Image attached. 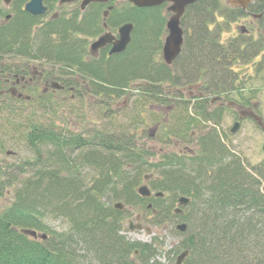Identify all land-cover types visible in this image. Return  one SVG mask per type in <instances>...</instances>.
Masks as SVG:
<instances>
[{
  "label": "trees",
  "instance_id": "1",
  "mask_svg": "<svg viewBox=\"0 0 264 264\" xmlns=\"http://www.w3.org/2000/svg\"><path fill=\"white\" fill-rule=\"evenodd\" d=\"M253 1L258 11H251L258 13L264 0ZM23 2H13L11 17L0 26V60L42 61L67 88L31 100L0 97V150L7 152L4 145L13 139L29 152L26 159H11L19 162L0 159V165L22 166L0 167V201L5 202L0 204V264H161L154 259L153 244L120 233L129 210L113 207L123 201L150 213L146 200L136 194L147 173H156L149 180L152 189L171 195L153 203L157 212L164 211L154 225L172 220L165 201L190 198L182 217L187 230L172 248L173 256L188 250L183 264H264V158L247 167L214 129L200 135L197 144L190 133L192 128L206 131L203 124L209 118L215 124L221 120L223 108L211 106V97L231 94L240 105L253 99L241 93L231 68L247 63L263 40L242 52L238 41L220 44L219 35H210L206 27L209 21L217 24L222 10L232 21L242 11L228 12L222 0L193 3L181 22L184 46L168 66L161 61L167 19L162 7L125 3L114 19L133 23L130 44L122 53L85 59L87 44L72 33L89 31L90 25L73 16L33 31L35 21L22 10ZM0 17H5L1 8ZM260 63L264 67V58ZM192 83H200L198 93L178 99L179 86ZM69 88L66 105L63 94ZM77 97L80 101L74 103ZM124 97L135 101L119 109ZM92 106L98 109L93 119L82 111ZM69 116L78 117L74 122H82L84 129L74 133L68 128ZM149 122L160 125L153 139L143 134ZM175 142L196 149L154 155L148 148ZM55 219L65 227H51Z\"/></svg>",
  "mask_w": 264,
  "mask_h": 264
},
{
  "label": "flooded vegetation",
  "instance_id": "2",
  "mask_svg": "<svg viewBox=\"0 0 264 264\" xmlns=\"http://www.w3.org/2000/svg\"><path fill=\"white\" fill-rule=\"evenodd\" d=\"M14 1L15 0H11L9 4H5L3 0H0V8L3 9V7H1V4H2L3 6H5L10 11V13H7V11L5 9H3L5 11V17L4 18L0 17V26L2 24H4L11 17V15L13 13V10H12L13 6L12 5H13ZM29 1H31V0H24L23 4H21V5H22V10L27 15L32 17L35 21V24L33 25V29H34L33 31L38 30L40 27L42 28V26L48 27L51 24H53L54 22H56L57 20H65V21L70 20L71 18H73V16L75 18H77L76 20L78 22H83L84 23L83 25H90L92 27L89 31H85V32L79 31V32H73L72 33L77 38L85 40V42H86L85 44H87V46H86L87 47V49H86L87 53L84 54V56H83L85 59H90L91 57L95 58V59H99L103 53L107 56L113 55V54H110L108 52H110V50L112 48V43H114L119 38L117 31L119 30L121 25L125 24V23H130V24H132V26L134 28V25L132 22L120 23L119 21H117V19H114V18H116L115 16L121 14V12H122L121 10L126 6V5H124V0H106V2H102L101 0H93V1L86 3L85 5L82 4L84 0H73V2L72 1L61 2V0H41V4L45 8V10L42 14H37V15H31L30 13H28L25 10V5ZM236 1H239V0H222V2H224V3H222L221 6H222V8L227 7L228 12L230 11V9H235V10L237 9V10L242 11V14L239 18L235 19L234 21L227 20L225 18V16L223 15L225 10H222L220 12L221 14L220 15L218 14L216 25L212 21H209L207 23V25L206 24L205 25H206L207 31L210 33V35L213 33H217L219 35V43L220 44L229 43L233 40H236V41H238V47H239L240 51L243 52L245 50V48H247L249 46L250 43H254L258 40H263L262 44L264 43V35H262V34H264V22L261 23V21H259V19L262 16L261 13L264 10V6H263L262 10L259 11L260 13L259 12L254 13L251 10H257V9H256V5L254 4L253 0H250V2L247 4V6L245 8H242L241 6L236 5V4H232V2H236ZM169 5L170 4L168 2H164L161 6H159V7H162V9L164 10V13L167 14V19L171 15V12H169V10H168ZM192 5H193V3L185 7L184 12H183L181 19H180V27L183 30V38H182L183 43L181 46V50H182V47L184 46V35H185L184 34L185 28L182 26L181 22H182V18H184V19L186 18L187 13H188L187 11L190 7H192ZM257 6H259V5H257ZM88 20H91V21H88ZM133 28L131 31V38H132ZM230 32H231V34H230ZM166 34H167V31H166V28H164V35L162 37V40L164 39ZM223 34H228V36H226V38H224V37H222ZM103 35L109 36L108 38L110 39V42H108L105 46L100 47L95 51H91L90 50L91 44L93 42H95L100 36H103ZM130 41H129V44H130ZM262 58H264V46H260L254 52L253 56L248 58L247 63H244V61H243V62H238L237 64H233L231 70L233 72H235L236 74H239V76H242V74H241L242 71L248 66H249L248 68L252 69V71L256 67L258 70H262L264 68L261 66V63H260ZM25 60H27V59H25ZM34 62H37V61H34ZM240 64H249V65H246V67L243 65V67H241V66H239ZM52 73H53L52 68L44 66L42 61L37 62L36 65H33V64L30 65V63H29V64H23V65H14V66H9L2 61V63H0V97L3 98V101L4 100L6 101V99L9 101V100H12V98L14 100L15 99H17V100L24 99L25 100V97L29 96L30 97L29 100H31V99H36L38 97H42V95L49 96L52 93L58 92L60 90H65L67 87L65 88L63 85H61L60 84L61 81L59 80V78L55 77ZM54 82H57L63 88L57 90ZM198 84H200V83H194V84L192 83L190 85L179 86V89L181 91H184V90L193 91V89L199 87ZM237 85L240 88L241 87L244 88V85H243V83L241 84V82H237ZM69 89H72V88H69ZM193 92H194V96L196 95L195 93H198L195 91H193ZM33 95H34V97H33ZM225 99H226L225 96L224 97L220 96V97H217L216 99H211L210 104H211V106H214V105L223 106L224 104L222 105V103L225 101ZM26 100H28V99H26ZM210 104H209V107H211ZM242 105L253 106L255 104H254V102H250L249 99L247 98V99L243 100ZM198 117L199 116L196 115V118H198ZM242 121H244V120H242ZM209 122L214 123V121L211 118H209ZM217 124H220V122L216 123L214 127L209 126L208 129L204 132H198L197 134L191 133L193 139L194 140L196 139V143L195 142L194 143L197 144V140H198V137L200 135L207 134V133H209V131H212L213 129H214L213 131H216V134L217 133L219 135H222V133L225 134L226 133V131L224 130L225 128L224 129L221 128V131H222V133H221L217 129L218 128ZM158 127H160V125L158 123H154V126L150 129L154 128V133L156 134ZM150 129H149V131H150ZM146 133H147L146 131L143 132V134H146ZM222 139H225V137H223V135L221 136V140ZM174 144L175 145H184V144H188V143H186V142L185 143L175 142ZM190 146L194 148L193 150L196 149V145L192 146L190 144ZM186 151H188L186 147H184L183 149H178V152H182L184 154L186 153ZM2 156H3V153H2V150H0V157H2ZM0 167H22V166L19 164H14L12 166L11 163H2V165H0ZM47 167H50V166H47ZM151 185H152V183H150L148 185L150 188V191H151V196H149L148 198L145 199L146 200L145 203H147L146 208L151 209L150 214H151L152 218L150 220V224L154 226V224L152 223L153 219H155L157 216H160L164 211L161 208V210H159L157 212V210L152 208L153 203L154 202H160L161 199L164 202L165 197L170 198L171 195H167V193L165 194V192L161 191V189H156V190L152 189ZM156 193H162V194L157 196ZM181 198L187 199L189 197L179 195V196H176L174 203H172V200H170L171 204H170V201H165V203L171 205L170 206L171 207L170 212H171L172 216H174L175 218L178 217V218L182 219V217L185 215V212L187 210V205L190 202L184 206H179V204H180L179 200ZM119 202L123 203V201H119ZM166 207H168V206L166 205ZM129 209L138 210L141 208L130 206ZM122 210H124V209H122ZM130 213L126 214V217L128 215H130ZM147 213H149V212H147ZM138 215L140 217L136 218V221H135L136 223H133V221H129V225H132L133 227L142 228V224L139 222L140 219L142 218V215L141 214H138ZM162 223L158 226H162ZM164 223H166V222H164Z\"/></svg>",
  "mask_w": 264,
  "mask_h": 264
},
{
  "label": "rangeland",
  "instance_id": "3",
  "mask_svg": "<svg viewBox=\"0 0 264 264\" xmlns=\"http://www.w3.org/2000/svg\"><path fill=\"white\" fill-rule=\"evenodd\" d=\"M224 3V2H223ZM1 7H3V9H5L7 11V13H10L9 9H7L5 6H3L1 4ZM234 24V23H233ZM231 34V32H230ZM264 35V34H262ZM226 36H228V34H223L222 37L226 38ZM2 61L7 64V65H23V64H33L36 65L37 62H28L25 59H17L16 61L13 60H9L8 58H2L0 60V63H2ZM27 62V63H26ZM260 64V63H259ZM243 65L246 67V65L249 64H240L239 66L243 67ZM249 67V66H248ZM248 67H246L243 71H242V76L238 77L241 78V84L243 83L244 85V90L241 91V93L243 95H249L251 94L252 96H254V98L252 100L255 101H259L260 106L258 107V113L262 116V119L264 120V68L262 70H258L257 67L253 69H249ZM244 81V82H243ZM176 91H180L182 92L180 94V97H178V99H180L183 95L182 98L186 99V95L188 94L186 91H181V90H176ZM193 91L197 92V88L193 89ZM191 91V92H193ZM67 93H64L63 95L66 96L65 98V103L66 105H68V97L70 96V93L72 92V89H69V91H64ZM190 92V91H189ZM133 93H136L133 91ZM74 94V92H73ZM190 94V93H189ZM185 95V96H184ZM174 96V95H173ZM61 97V95H60ZM236 96L234 95L233 98H235ZM75 100L74 103H78L80 100L77 98H74ZM174 100V99H172ZM177 100V98H176ZM135 101V98L133 97H124L122 99H120L118 101V105H119V109L120 108H125L126 106L130 105L132 102ZM131 102V103H130ZM181 102V101H179ZM150 105H154L152 103H150ZM81 105H78L79 110L81 108ZM140 106V112H143L142 114H145V106ZM77 107V106H76ZM117 108V109H118ZM98 109H96L95 107H84L82 109V111H86L88 114L89 118H94L93 116H95L96 111ZM173 111V110H172ZM69 120L67 121V123H69L68 128L73 129L72 131L74 133H78L81 130H83V124L82 122H80L79 120L76 121V123L74 122L76 119H78V117L75 116H69L68 117ZM42 119V118H41ZM44 119H42L41 121H43ZM97 120L99 121L98 118V114H97ZM221 123L218 125V129L219 131L222 133L221 128H228L230 129V127L233 125L234 120L232 119V114L228 113L225 115V117H223L222 120H220ZM57 123H59V121H56ZM60 125H65V123L60 122ZM208 124V125H207ZM204 123L203 126L206 127L205 129H208L209 126H212V123ZM211 124V125H210ZM154 126V124H151V122H149V125L145 126V128L147 129V133L149 131L150 128H152ZM225 130V129H224ZM199 132L198 128H192L190 133H195L197 134ZM223 137H224V133H222ZM221 135V136H222ZM143 136V135H142ZM141 136V137H142ZM230 137L226 140L223 139V141L225 143H230L232 144V150L230 152L239 155L240 158L243 160V163L249 167L252 165H255L258 163V161L260 162L263 158H264V133L261 131V129H259V127H257L255 125V123L253 121H249V120H244L241 122V127L239 130H237L236 132H234V134L229 135ZM144 137L143 139H141V143L142 144H146L144 142ZM7 140V139H6ZM15 140L12 139V141H10L9 144L6 143V145H4V149L7 151L3 154L1 158H7V160L10 161H15V162H19V159L22 157L23 159H26L28 157V151L25 150L24 146L21 145L19 146V143H15L13 142ZM184 147L187 148L188 151H186L187 153H189L191 150L193 151V147H191L190 145H172V146H168V145H159L157 147V145H149L148 144V148L151 149V151L155 152V154H161V153H165V152H169L168 149H172L173 151H176L178 149H183ZM9 148V149H7ZM191 149V150H190ZM14 153H12V152ZM191 151V152H192ZM154 154V155H155ZM13 157H17V159H13L11 160ZM142 183V182H141ZM5 203L3 200L0 201V204ZM131 213L130 215H128L127 217H125L123 219V223H122V229L120 231V233L122 235H124L127 239L131 240V241H139L142 243H154V242H158L160 244H157L156 246V251H157V255H156V260L158 263L161 264H174V260L172 259V250L171 248L174 247V245H176L178 243V241L180 240V237L177 234L178 231H174L175 227V223L177 222L176 220H171L169 222L166 223H162V226H153L150 224V220L152 218L150 213L145 212L143 209H133L130 210ZM138 214L142 215V218L140 219V223L142 224V229H133L128 230V226H129V221H133V223H136V218L140 217ZM50 226L60 230L62 228L65 227L64 223H62V221L55 219L53 220V222H49ZM149 229V232H147L145 230V228ZM164 227V228H163ZM156 238L155 241H153V239ZM156 242V243H157Z\"/></svg>",
  "mask_w": 264,
  "mask_h": 264
},
{
  "label": "water",
  "instance_id": "4",
  "mask_svg": "<svg viewBox=\"0 0 264 264\" xmlns=\"http://www.w3.org/2000/svg\"><path fill=\"white\" fill-rule=\"evenodd\" d=\"M5 4H9L11 0H3ZM73 0H61V2H70ZM93 1V0H84L83 5L86 3ZM102 2H106V0H101ZM128 2L132 3L135 7L139 8H147V7H154V6H159L164 2L170 3V6L168 7V10L172 12V15L168 18L166 22V30H167V35L164 38L163 46H162V57L165 64L170 65L173 60L178 56L181 50V45L183 42L182 36L183 32L182 29H180V17L184 12V9L186 6L198 1V0H127ZM250 2V0H239L236 2H232V4H236L241 6L242 8H245L247 4ZM25 10L30 13L31 15H37V14H42L45 10V8L41 4V0H31L25 5ZM132 24L126 23L122 25L119 30L117 31L119 34L118 40H116L114 43H112V48L110 50V54H118L123 52L127 45L129 44V41L131 40V31H132ZM109 36L103 35L100 36L95 42H93L90 46L91 51H95L100 47L105 46L108 42H110V39L108 38ZM56 87L58 85L56 84ZM246 116H251L254 117V119L257 121L258 125L264 129L263 123L261 122V119L259 117L255 116L251 112H246V110H242L239 112V118H243ZM239 123L235 122L234 126L231 128V132H235L238 129ZM137 193L145 198L150 196V191L148 188L143 185L140 186L137 190ZM180 204L183 205L188 202L187 199H180ZM115 208L121 209L122 205L121 204H115ZM132 229V227H130ZM177 229L184 231L185 226L180 225L177 227ZM24 233L31 235L33 237L37 236L34 231H25ZM41 238L43 239L46 238L45 235H41ZM187 255V252L181 253L177 257L176 263L175 264H181L185 256Z\"/></svg>",
  "mask_w": 264,
  "mask_h": 264
}]
</instances>
